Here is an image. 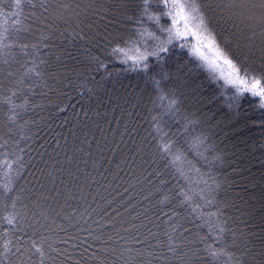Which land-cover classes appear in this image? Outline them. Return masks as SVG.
<instances>
[{
    "label": "snow or ice",
    "instance_id": "snow-or-ice-1",
    "mask_svg": "<svg viewBox=\"0 0 264 264\" xmlns=\"http://www.w3.org/2000/svg\"><path fill=\"white\" fill-rule=\"evenodd\" d=\"M113 57L156 93L151 141L141 146L126 128L130 145L124 133L106 145L122 155L114 170H101L103 155L87 173L61 166L67 178L56 185L52 177L47 189L36 177L28 203L23 189L10 195L22 157L0 154V212H8L0 216V264H264V171L257 177L227 151L241 102L264 110V0H0L4 127L40 107L29 93L64 97L74 81L107 72ZM208 205L216 212L206 215ZM205 225L214 238L197 230Z\"/></svg>",
    "mask_w": 264,
    "mask_h": 264
},
{
    "label": "trees",
    "instance_id": "trees-1",
    "mask_svg": "<svg viewBox=\"0 0 264 264\" xmlns=\"http://www.w3.org/2000/svg\"><path fill=\"white\" fill-rule=\"evenodd\" d=\"M3 2L6 6L9 4V0H3ZM161 23H167V20H162ZM181 51L178 48L173 49L170 54L173 59H176ZM105 62L110 65L107 72L102 69L99 73L89 74L87 80L74 81L70 87L64 89L66 92L64 97L49 94V101L40 95L32 96L29 93L33 103L40 107L24 113L23 119L17 120L15 125L9 124L8 128H11V132L4 127L7 123L5 116L7 106L0 110V144L8 140V144L0 148V154L14 152L22 157L25 165L19 168V176L16 174L17 166H14L11 176L15 192L10 195L20 194V190L23 189L22 195L26 198L24 202L28 203L30 193L37 192L38 194L39 184L36 177H40L47 189H52L54 186L52 177H55L56 185L60 184L61 179L67 178L66 173L61 176L56 169L63 166L75 172L78 167L83 168L87 173L93 169L92 161H99L101 155L107 158L101 161L103 164L101 170L105 168L114 170L115 165L122 159V155L120 152L113 153L106 145L115 147L113 141L119 140L121 133H124V139L130 145L131 141L125 132L126 128L136 129L132 134L141 146L151 141L148 135L153 130L150 123L151 116L160 109L159 101H156L155 107L152 103L156 93L151 87H146L141 79L143 74L126 71L129 65L120 63L119 58L113 57ZM108 72L112 73L111 77L108 76ZM31 83L37 86L34 91L38 92L40 82L33 78ZM26 85L27 81L25 89ZM241 104V121L236 126L237 130L229 134L227 151L229 157L235 152L237 162L244 160L245 164L242 167H249L250 171L258 177L260 172L264 171V165L259 163V161H264V127L261 126V121L264 120V110L257 108L256 102L251 98H245ZM150 109H152L151 112ZM84 113H87V117ZM56 140L60 141L59 146L55 143ZM97 142H99V147ZM65 148L68 150L67 153L63 150ZM100 148H105L104 153L100 152ZM121 149L124 152L129 150L124 144H121ZM73 153L75 159L72 164H66L65 155ZM107 160L111 163L109 164ZM249 160L250 164H248ZM55 161H60V163L55 164ZM197 167H205L207 170L203 161H200ZM41 168L45 170L43 176L38 171ZM223 168L227 174L232 175L231 163H226ZM48 173H51V176H48ZM193 176L195 178V174ZM233 178L240 179L238 176ZM111 179L112 177L109 176V180ZM4 180L3 172H0V183ZM101 182L103 183L102 180ZM95 188L96 185L93 184L92 190L95 191ZM19 207L18 204L17 208ZM202 211L207 215L216 212V207L208 205ZM7 214V211L0 212V216ZM195 215L198 216L199 213ZM193 223L200 224L202 221L193 219ZM4 227L9 226L4 224ZM197 230L201 235L215 237V232H210L206 225ZM211 242L210 239L209 243ZM223 259L222 257L219 261H212V264H223Z\"/></svg>",
    "mask_w": 264,
    "mask_h": 264
}]
</instances>
